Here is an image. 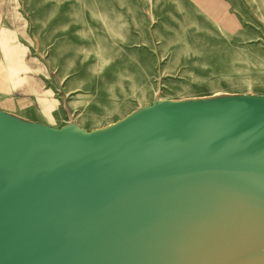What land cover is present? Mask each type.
<instances>
[{"label": "rangeland", "instance_id": "1", "mask_svg": "<svg viewBox=\"0 0 264 264\" xmlns=\"http://www.w3.org/2000/svg\"><path fill=\"white\" fill-rule=\"evenodd\" d=\"M0 76L36 91L42 107L62 109L58 127L23 122L47 135L95 141L149 126L156 113L170 123L206 117L246 126L254 119L247 104L264 101V0H0ZM239 196L252 202L257 194ZM228 203L222 211L234 209ZM252 210L264 214V203L217 226L225 237L246 231L238 236L264 240L246 230Z\"/></svg>", "mask_w": 264, "mask_h": 264}, {"label": "water", "instance_id": "2", "mask_svg": "<svg viewBox=\"0 0 264 264\" xmlns=\"http://www.w3.org/2000/svg\"><path fill=\"white\" fill-rule=\"evenodd\" d=\"M247 105L254 119L246 126L182 116L170 123L156 113L146 117L149 126L95 141L0 118V264H35L34 258L47 264L48 251L50 264H160L185 230L264 203V101ZM194 177L196 194L185 203L178 196ZM242 192L257 197L249 202ZM172 198L179 208L147 216ZM230 200L234 209L222 211ZM50 219L54 228L24 237ZM221 221L208 223L195 250L224 245L229 237L217 226ZM263 241L232 243L215 264H264Z\"/></svg>", "mask_w": 264, "mask_h": 264}, {"label": "crops", "instance_id": "3", "mask_svg": "<svg viewBox=\"0 0 264 264\" xmlns=\"http://www.w3.org/2000/svg\"><path fill=\"white\" fill-rule=\"evenodd\" d=\"M9 79L10 81L7 80V78L4 79L0 76V87L7 88L5 82L11 85L10 88L8 87L6 92L0 90V112L11 114L18 120V122L23 123L24 121H27L45 128H55L59 126V123H62V109L58 110L57 107H42L40 104H37V100L40 95L37 94L36 91L29 93L24 92L22 88H20L21 84H15V78L9 77ZM7 100H9V103L2 104V102H7ZM36 104L37 106H34ZM49 120H54V124L48 123ZM252 211H255L256 213L252 215V219L249 221L252 222V224H257L258 226L257 229L251 232L257 230L258 232L263 233L264 230L262 224L264 221V214L256 210ZM216 221L221 220H205L204 223H201L204 225L202 228H198L197 225H195L189 230H185V232L178 237L181 242L175 245L166 257L165 255L162 256L163 259L160 261V264H215V261L216 263L222 262L221 260H223L226 254L219 255L217 251L213 250L214 246H212V249L209 251L205 249H202V252L195 250V242L202 239L205 234H208L206 225ZM215 231L216 230H214V232ZM217 233L219 232L217 231ZM240 234H247V232L245 231L244 233L230 235L229 239L226 240V243L230 241L231 243L227 244V247L232 243H234L233 245H237L239 247H246L248 246L247 244L252 242H259V240L239 237L238 235ZM183 240H185V242H182ZM201 241L199 242L201 243ZM192 243L194 244L192 245Z\"/></svg>", "mask_w": 264, "mask_h": 264}, {"label": "bare ground", "instance_id": "4", "mask_svg": "<svg viewBox=\"0 0 264 264\" xmlns=\"http://www.w3.org/2000/svg\"><path fill=\"white\" fill-rule=\"evenodd\" d=\"M244 162L242 163L241 160H239L236 165L240 168L243 167ZM199 175V173H197ZM198 179V178H197ZM196 177L193 178V181L190 183V185L188 187H186L184 189V191L178 196L180 199L184 200L185 203L188 202V200L191 198V196L196 194ZM198 181V180H197ZM230 196V195H229ZM231 197V196H230ZM247 197V196H246ZM177 198V197H176ZM242 198V197H241ZM178 200L175 198H172V200L167 201L164 204V207L156 212H149L147 213V216H152V215H157L159 213V211L161 210H167L168 208L170 209V212H173L176 208H179V206H175L178 202ZM232 201V200H231ZM232 203V202H231ZM229 204V203H228ZM236 204V203H235ZM233 204V205H235ZM231 205V204H229ZM224 208V207H223ZM232 208V207H231ZM215 210V209H214ZM55 219H50V220H46L44 222L41 223V225H39L38 227L34 228V234H38L39 232H46L48 231V228H54L57 224L54 222ZM134 230V228H133ZM29 232V231H28ZM32 236L30 234L25 233V236Z\"/></svg>", "mask_w": 264, "mask_h": 264}]
</instances>
